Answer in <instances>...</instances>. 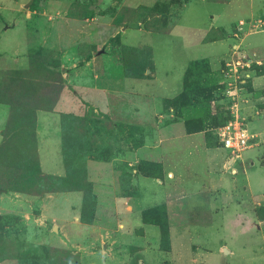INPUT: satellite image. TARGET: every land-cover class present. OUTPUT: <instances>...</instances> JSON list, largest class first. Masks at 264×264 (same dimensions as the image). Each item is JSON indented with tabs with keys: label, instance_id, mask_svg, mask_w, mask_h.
Returning a JSON list of instances; mask_svg holds the SVG:
<instances>
[{
	"label": "rangeland",
	"instance_id": "374dc122",
	"mask_svg": "<svg viewBox=\"0 0 264 264\" xmlns=\"http://www.w3.org/2000/svg\"><path fill=\"white\" fill-rule=\"evenodd\" d=\"M194 1L0 0V262H241L226 257L227 247L221 244L217 253L223 262L212 263L207 259L209 245L202 242L204 235L169 234L172 213L164 205L142 212L144 222L159 231L150 235L151 250L143 257L138 248L145 242L140 238L134 242V235L124 228L122 233L99 229L78 239V249L65 248L58 233L61 220L55 219L64 207L65 192L80 190L82 218L90 221L95 206V180L89 169L93 162L110 163L108 170L122 189L131 173L161 179V159L174 148L182 150V158L201 162L185 161L175 178L197 191L214 189L225 178L264 179L258 134L264 129V99L258 100L264 97V88L255 91L251 84L253 76L264 75V59L245 57L237 45L238 37L264 31V1L224 0L245 6L249 18L231 24L227 36L233 40L227 55L196 59L203 51L162 36L169 35ZM224 34L212 31L204 40L216 41ZM149 45L156 46L158 59L174 67V76L167 77L173 87L168 93H161V85L153 82ZM235 120L251 138L238 158L223 148L219 136ZM54 139L65 167L62 174L43 170L40 164L44 153L53 150ZM200 146L207 152L202 160L196 153L186 155ZM51 205L57 211L51 209L49 220ZM254 211L264 220V195ZM181 216L184 223H209L200 208ZM259 236L258 247L264 251V230Z\"/></svg>",
	"mask_w": 264,
	"mask_h": 264
},
{
	"label": "crops",
	"instance_id": "0c3cea01",
	"mask_svg": "<svg viewBox=\"0 0 264 264\" xmlns=\"http://www.w3.org/2000/svg\"><path fill=\"white\" fill-rule=\"evenodd\" d=\"M260 1L263 2L264 0ZM232 2L234 1L219 3L209 0H196L186 7L169 35L162 36L170 38L172 43L184 44L185 47L191 45V48L195 47L196 50L203 51L201 55L193 57L194 59L201 57L219 58L224 54L227 55L229 44L233 40L230 36H227L231 24L235 26L238 22L244 20L247 22V18H249V15L245 14V6L239 8L233 5ZM243 28L246 30L245 26ZM216 30L225 33V38L205 42L204 39L208 34ZM238 38H240V41L237 45L242 48L245 57L252 55L254 59L257 57L264 59L263 30L247 33ZM149 46L152 51L153 82L161 85V93H168L173 88L169 86L168 81L174 76L173 69H171L174 67L169 62L158 59L155 45ZM186 64L182 68L180 67L179 77H181ZM251 84L255 91L260 88L262 90L264 88V75L253 76ZM262 99H264L263 96L258 100ZM261 112L264 113V108ZM258 127L261 129V126ZM258 134H260V142L264 151V129H261ZM53 142V150L44 153L40 158L41 168L50 173L62 174L65 167L61 160L60 150L57 152L59 144L56 139ZM181 151L180 148H174L172 152L167 153L161 159L163 167L161 179L157 180L131 173L125 189H122L121 183L114 177V173L108 170L110 163H90L89 169H92L95 180L93 181L95 206L92 218L90 221H83L84 193L80 190L65 192L64 207L60 206L61 210L55 218L61 220L60 225H57L58 229L61 230L57 232L59 234L61 232L63 236L61 242L65 245V248L78 249L77 245L80 242L78 239L99 229L114 228L122 233L124 228L134 235V242L136 238H140L145 242L141 243L138 250L142 253V257L147 256L151 250L147 241H149L151 234L158 235L159 231L155 225L144 222L142 212L153 206L164 205L166 210L170 214L172 213L169 218L168 233L180 235L181 237L191 236L192 234L204 235L202 242L204 246L209 245L207 259H211L212 263L223 262L217 252L220 250L221 244H224L227 247L228 256L226 257H229V259L230 257L233 260L239 259L241 261L239 264H262L261 258L264 251L263 248L258 247V239L260 238V232L264 230V220L257 218L254 208L261 202V197L264 195V179L261 177L245 180L241 176L235 182L225 178L224 182L217 184V186L213 184L212 187L216 186L214 189L207 188L205 191H197V189H192L187 184H178L175 181V178L182 172V163L188 161L192 164V161L196 160L198 164L201 163L198 162V159L190 158L192 161H189L190 159L182 158ZM194 153L202 156V160L207 152L204 147L200 146L193 148L186 155L190 156ZM179 165L181 166L179 167ZM255 174V172H251V175ZM197 186L199 188L201 185ZM201 188L203 189V186ZM134 191L138 192L137 196L133 195ZM52 208L55 210L54 212L57 211L56 207L50 206L49 212L47 211V215L50 217L49 220L52 216V213H50ZM196 208L205 211L209 218L208 224L184 223L181 213L191 212ZM173 213L177 216H173ZM173 218L174 222L171 221ZM209 236L210 239H208ZM199 244L203 246L200 242ZM0 264L3 263L0 262Z\"/></svg>",
	"mask_w": 264,
	"mask_h": 264
},
{
	"label": "built area",
	"instance_id": "2783aa9c",
	"mask_svg": "<svg viewBox=\"0 0 264 264\" xmlns=\"http://www.w3.org/2000/svg\"><path fill=\"white\" fill-rule=\"evenodd\" d=\"M219 136L223 148L229 150L232 157H240L250 146V135L238 120L228 122Z\"/></svg>",
	"mask_w": 264,
	"mask_h": 264
},
{
	"label": "trees",
	"instance_id": "16d2710c",
	"mask_svg": "<svg viewBox=\"0 0 264 264\" xmlns=\"http://www.w3.org/2000/svg\"><path fill=\"white\" fill-rule=\"evenodd\" d=\"M210 1H212V2H219V3H224V2H226V1H224V0H219V1H217V0H210ZM164 30H161L160 32H163ZM36 109H39V108H36ZM258 216V215H257Z\"/></svg>",
	"mask_w": 264,
	"mask_h": 264
}]
</instances>
